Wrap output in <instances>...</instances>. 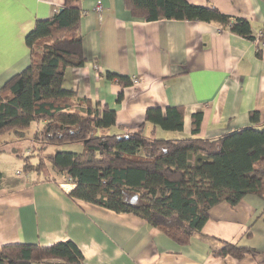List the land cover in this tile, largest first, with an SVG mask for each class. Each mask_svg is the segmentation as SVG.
I'll return each mask as SVG.
<instances>
[{
  "label": "crops",
  "instance_id": "crops-1",
  "mask_svg": "<svg viewBox=\"0 0 264 264\" xmlns=\"http://www.w3.org/2000/svg\"><path fill=\"white\" fill-rule=\"evenodd\" d=\"M98 1L105 7L101 16L95 10ZM187 1L215 6L233 20L249 21L251 37L216 22L135 18L125 0H79L75 5L82 13L86 61L66 70L64 89L101 109H115L114 130L134 131L143 125L147 134L155 131L158 138L189 137L198 111L203 112L201 138L218 139L252 125L254 111L261 114L258 125L263 123L264 38L258 44L254 37L264 30V0ZM64 5L65 0H0V88L30 65L26 36L36 21L51 18ZM109 74L131 83L123 85ZM133 77L140 83L133 84ZM170 106L183 108L182 132L146 122L149 108L165 112ZM44 124L35 121L24 132L30 147L31 138ZM29 141L19 140L12 149L10 144L5 149L14 158ZM72 146L79 145L51 146L48 151L72 150ZM48 168L50 176L26 172L22 165L16 176H10L0 165V247L72 241L81 249L84 264H264V196L252 194L236 205L224 201L213 206L201 231L190 243L180 245L133 213L73 198L75 184L67 174ZM228 243L251 252H245L241 260L217 256L215 252ZM34 264L63 263L51 259Z\"/></svg>",
  "mask_w": 264,
  "mask_h": 264
},
{
  "label": "trees",
  "instance_id": "trees-1",
  "mask_svg": "<svg viewBox=\"0 0 264 264\" xmlns=\"http://www.w3.org/2000/svg\"><path fill=\"white\" fill-rule=\"evenodd\" d=\"M78 1L65 0L54 16L36 21L26 36L30 65L0 88V137L14 133L18 141L26 140L24 132L32 123L45 121L31 138L30 153H15L24 162V170L40 172L38 166L47 161L75 184L73 198L118 213H133L180 245L190 243L201 231L213 206L224 201L236 205L252 194L264 196V122L258 125L259 112H251L252 125L208 139L198 136L203 118V112L198 111L193 115L189 137L158 138L155 131L147 134L143 125L134 131L114 130L115 109H101L99 104L64 89L66 70L86 61L80 32L82 13L75 5ZM125 2L135 18L216 22L251 37L249 21L233 20L215 6H198L187 0ZM109 78L123 85L131 83L118 74H109ZM122 97L123 92L118 100ZM146 122L182 132L184 111L172 106L165 112L160 107L149 108ZM67 144L80 145L81 149L48 151L51 146ZM6 152L0 149V154ZM34 157L40 159L38 165L32 163ZM245 252L251 250L228 243L215 254L241 260ZM51 259L63 264H84L85 260L72 241L0 247V264Z\"/></svg>",
  "mask_w": 264,
  "mask_h": 264
},
{
  "label": "rangeland",
  "instance_id": "rangeland-1",
  "mask_svg": "<svg viewBox=\"0 0 264 264\" xmlns=\"http://www.w3.org/2000/svg\"><path fill=\"white\" fill-rule=\"evenodd\" d=\"M26 140L29 141L28 138ZM6 141L9 142V144H10L9 148L12 149L13 147L16 146L15 143L18 141V138H17V136L14 133H9V134L2 135L0 137V149H4L5 150V148H7V144H5ZM29 147H30V141L25 143L24 146L21 147V148H23L25 155H28V151L27 150H28ZM31 147H30V149H31ZM76 147H78V148H76ZM80 147H81L80 145L79 146H72V148H73L72 150H78V149H80ZM9 155H10V153L7 152V153H4V154H2L0 156V162H1L0 165H1V168L6 172V174H8L10 176H16L15 171L16 170L21 171L22 170V165L24 164V162L21 159L17 158L16 156H13L14 158H12ZM39 162H40V159H38L37 157L36 158L34 157L32 159V163L34 165H38ZM51 165H52L51 163L46 161L43 166H40V167L38 166V168L41 171V173H43V175L50 176L51 174H50V170H49L48 167H52L53 166V165L52 166ZM51 173L53 175L57 174L53 170V168H52V172Z\"/></svg>",
  "mask_w": 264,
  "mask_h": 264
},
{
  "label": "built area",
  "instance_id": "built-area-1",
  "mask_svg": "<svg viewBox=\"0 0 264 264\" xmlns=\"http://www.w3.org/2000/svg\"><path fill=\"white\" fill-rule=\"evenodd\" d=\"M105 7L102 3V1H98L95 7L96 12L101 16L102 12L104 11ZM264 38V30H261L255 34V41L256 43H260V39ZM132 83L137 85L140 83V79L138 77L132 78Z\"/></svg>",
  "mask_w": 264,
  "mask_h": 264
}]
</instances>
